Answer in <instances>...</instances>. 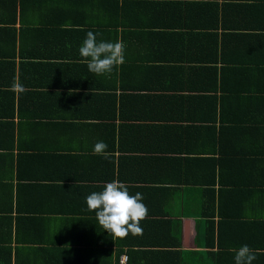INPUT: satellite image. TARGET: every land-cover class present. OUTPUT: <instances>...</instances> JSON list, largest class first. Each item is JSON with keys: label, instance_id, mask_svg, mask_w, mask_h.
I'll list each match as a JSON object with an SVG mask.
<instances>
[{"label": "crops", "instance_id": "obj_1", "mask_svg": "<svg viewBox=\"0 0 264 264\" xmlns=\"http://www.w3.org/2000/svg\"><path fill=\"white\" fill-rule=\"evenodd\" d=\"M88 31L124 43L110 74ZM114 179L143 194L140 234L88 210ZM244 244L264 264V0H0V264H234Z\"/></svg>", "mask_w": 264, "mask_h": 264}, {"label": "clouds", "instance_id": "obj_2", "mask_svg": "<svg viewBox=\"0 0 264 264\" xmlns=\"http://www.w3.org/2000/svg\"><path fill=\"white\" fill-rule=\"evenodd\" d=\"M97 35L87 32L86 39L79 48V54L87 63L88 70L97 75L111 73L114 68L125 62V45L122 41H97ZM108 145L98 141L93 148L95 154L107 157ZM143 194H131L128 185L117 179L106 182L102 190L93 191L86 197L89 211L95 212L96 220L112 237L126 238L129 233H142L140 222L148 214V208L143 203ZM234 264H252L257 258V252L244 244L233 250Z\"/></svg>", "mask_w": 264, "mask_h": 264}, {"label": "trees", "instance_id": "obj_3", "mask_svg": "<svg viewBox=\"0 0 264 264\" xmlns=\"http://www.w3.org/2000/svg\"><path fill=\"white\" fill-rule=\"evenodd\" d=\"M105 182H108V181H106V180H104ZM111 181V180H110ZM86 197H87V194L85 195ZM207 223H208V226H206V236H207V231L208 230H210V229H212V226H213V221L212 220H207ZM212 233V232H211ZM210 233V234H211ZM18 239V238H17ZM16 238H15V240L17 241V242H20V240L18 239L17 240Z\"/></svg>", "mask_w": 264, "mask_h": 264}, {"label": "built area", "instance_id": "obj_4", "mask_svg": "<svg viewBox=\"0 0 264 264\" xmlns=\"http://www.w3.org/2000/svg\"><path fill=\"white\" fill-rule=\"evenodd\" d=\"M126 262H127V256L125 254H122L120 256V262H119V264H126Z\"/></svg>", "mask_w": 264, "mask_h": 264}]
</instances>
